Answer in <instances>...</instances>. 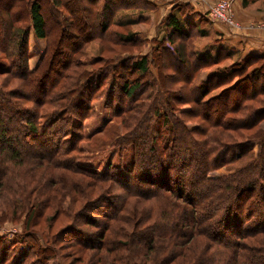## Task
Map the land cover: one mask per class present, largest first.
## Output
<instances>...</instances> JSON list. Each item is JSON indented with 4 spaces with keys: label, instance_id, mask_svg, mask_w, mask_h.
I'll return each mask as SVG.
<instances>
[{
    "label": "trees",
    "instance_id": "trees-1",
    "mask_svg": "<svg viewBox=\"0 0 264 264\" xmlns=\"http://www.w3.org/2000/svg\"><path fill=\"white\" fill-rule=\"evenodd\" d=\"M129 1L0 0V67L7 68L3 64L4 59H8L11 66L0 71L1 76H6L0 82L3 89L0 90V225L6 220H18L24 213L21 237L31 242L35 232L30 230L41 221L40 215L34 216L36 208L41 206L40 200L54 206L57 215L67 217L68 210L63 211L57 203H52L64 195L60 187L54 189L52 186L54 171L48 175L50 169L66 168L73 174L88 178L92 185H100V188L103 183H108L101 196H94V200L100 202L99 207H95L93 201L81 204L75 214L67 217L68 222L63 228L64 233L78 236H66L65 241L71 240L74 248L96 251V264H103V261L105 264H148L159 252L162 255L153 264H264V198L254 217L252 213L243 217L244 211L252 207L255 193H262L264 197V133L259 127L264 120V80L262 84L258 82L264 74L255 70L248 76L244 75L252 63L264 67V55L247 57L244 66L234 67L231 74L236 75L233 78L230 73L220 74V84H231L234 78L236 80L217 96L204 100L209 96V90L202 89L196 97L192 82L197 71L205 67L200 65L201 62L210 55L201 53L196 63H189L186 43L176 45L173 37L188 42L191 34L183 30L177 16L170 15L167 25L173 30L165 42H160L175 64L186 68L181 77L174 75L177 74L175 70H171V74L163 72L172 68L166 57L160 58L156 48L157 55L130 57L128 48L132 46L134 49L137 44L133 40L134 35L112 29H124L134 24L133 19L124 15L116 19L121 11H138L140 15L145 10V7H136V0L135 3ZM257 1L260 0H243V3ZM99 3L101 9L95 12L94 4ZM47 5L53 11L49 22L44 14ZM25 20L27 25L22 23ZM30 33L35 39L46 41L36 67L31 70L28 68L27 47ZM200 33L202 37L207 34L204 30ZM95 41L98 56L93 61L94 64H103L104 70L78 73L79 61L87 56L86 50L91 49ZM250 59L253 62H249ZM150 67L157 69L154 80L159 84L161 94L150 83H142L139 78H126L120 93L132 104L138 99L141 103H135L126 111L121 106L115 107L112 118L106 122L120 119V125L130 129L131 124L126 118L128 112L143 115V110H152V121L159 122L152 126L133 127L130 131L134 132V138L128 139L132 151L129 164L135 171L134 176L130 175L136 182L134 187L121 182L124 176L119 178L107 171L99 174L78 171L74 165H68L65 158L76 150V144L68 142L61 146L58 142L50 145L46 139L47 129L58 124L68 132L65 136L71 141L80 140L74 132L81 129L86 111H90L87 102L95 99L96 94H103L100 91L105 85L110 86L103 98L106 100L107 97L110 103L113 101L114 85L109 83L110 74H119V78L123 72L142 76L150 72ZM70 69L74 72L72 75L68 73ZM11 80L19 83L6 90ZM173 84L181 85L175 89L171 87ZM81 85L87 92L77 91ZM248 86L253 88L252 92ZM147 88L149 93L142 94V90L145 92ZM153 93L155 97L151 103L142 105V102L150 101ZM157 96L159 100H156ZM58 102H61V112L48 115L40 110ZM173 105L176 108L179 105L190 106L182 116L195 120L196 124L185 127L177 119L173 121V112H168V109L174 110L171 108ZM257 105L261 109H254ZM211 112L217 113L215 120L211 119ZM49 118L51 123L42 127ZM150 132L153 135L148 138ZM238 139H247L243 146L252 144L253 139L258 140V153L251 155L245 147L243 152H237L235 143ZM148 141L151 144L145 145L149 153L146 160L157 162L153 169L157 171L155 178L149 172L150 166L135 164L138 156L142 155L138 152L139 147ZM177 153L186 154L189 161H179ZM230 164H237L238 170L228 176L209 174ZM178 165L187 168L188 187L180 184L183 178H172L174 170L179 169ZM145 173L147 176L144 178ZM44 175L50 179L42 178ZM39 184L46 185L45 191H39ZM144 185L147 191L141 190ZM116 187L121 193L115 196L118 201L113 202L107 196ZM79 191L76 189L74 194H79ZM71 199L77 203L78 199ZM129 203L139 204L141 211L138 220L141 225L135 232L133 228L137 223L128 216L131 208L125 210ZM96 216L98 220L93 219ZM81 226L94 230L92 237L98 241L97 244H89L90 235L80 231ZM141 230L142 234L139 233ZM57 237L56 242L62 241ZM80 237H88V242ZM11 247L15 248L14 244ZM11 247L0 248V264H46L42 256L36 258L37 251H23L22 246L20 253L10 260L8 253ZM46 248L43 252L48 255L54 251Z\"/></svg>",
    "mask_w": 264,
    "mask_h": 264
},
{
    "label": "rangeland",
    "instance_id": "rangeland-1",
    "mask_svg": "<svg viewBox=\"0 0 264 264\" xmlns=\"http://www.w3.org/2000/svg\"><path fill=\"white\" fill-rule=\"evenodd\" d=\"M217 1L218 0H136V7H145V10L140 15L138 14V11L134 12L133 10H123L116 16V19L122 18L121 15H124L125 18L129 17L130 19L134 20V24L127 25L124 29H116L114 27H112V29L117 31L118 33H130L134 35L133 40H135L137 44L135 45L134 49L132 46L128 48L130 57L132 56L137 58L144 54L151 57L153 55H157L156 50H158V53L161 55L160 58H163V56L166 57L168 59L167 64L171 65L172 68L170 70L164 69L163 72L166 74H171V70H175L174 72H176L177 74L174 75L178 77L183 74V71L186 68L181 65L175 64V62L172 60L171 55L167 53V51L163 48V44L160 42H165L172 32L167 25V18L169 16L170 9L171 11L173 9H177L182 28L186 33L191 34V39L188 42H185L184 39H180L179 41V37L174 36L173 38L175 40V44L178 45L181 42L186 43V55L189 58V63H196V61L198 60L197 58H199L201 53H208L210 55L207 59H204L206 60L205 62H201L200 65H205V67H202L197 71L198 73L196 74V77L192 82V87L195 90L196 97H198V94L200 91H202V89L209 90V96L204 99L208 100V98L217 96L221 91L230 87L236 80V78H234L231 84H229L230 82H226V84H220V74H231L232 70L237 65L244 66V63L247 61L245 60L247 57L256 58L258 56L264 55V0L252 3L248 2V4H244L243 0H226L228 2L230 13L224 12V14L231 18V23H228L230 25L222 23V20L218 21L215 18H209V14L215 8ZM129 2L135 3L134 0H130ZM99 5L100 3L94 4L95 12L100 11L101 7H99ZM45 8L46 10H44V14L49 22V18H51L50 16L53 15V11L48 7V5ZM22 23L23 25H27L26 20ZM200 30H204L207 33L206 36L202 37ZM219 31H222L221 34ZM221 35L222 37L223 35H225V37L221 39L219 37ZM154 41L157 42L155 43ZM256 41H258V44H256ZM95 42L92 43L91 49L86 50L87 52L85 55L87 56H84L79 61L80 67H78V73H82L83 71L101 72L104 70L103 64H94L93 61L94 58L98 56V50H96L97 41ZM158 42L160 44H158ZM45 43V40H37L33 37L32 33L29 34L27 47L29 52L28 68L30 70L36 67L42 50L45 47ZM65 47H63L62 49L64 50ZM154 48H156V50H154ZM115 49L120 50L119 47H116ZM169 52L171 53L172 51L170 50ZM224 55H227L229 58H226V56ZM222 56H224V58L220 60ZM0 57H2L1 53ZM2 61H4L3 64L7 68L0 67V71L11 68L8 59H4ZM249 62H253V59H250ZM255 70H259L262 74H264V67L252 63L245 70L249 72H246L244 75L248 76L250 72H254ZM156 71L157 69L150 67V72L142 76H137V74H131L130 72H123L122 75H120L121 78L118 77L119 74L117 76L116 73L113 74L111 72L112 74H110L108 79L111 80L109 81V83L113 82L114 85L112 91V95H114L113 101L110 103V100L107 99V97H105L106 100L103 98L104 95L108 94V87L110 86L105 85L100 91V93L103 94L99 96L98 94H96L94 97L95 99L87 102L88 106L90 107V111H86V118L82 120L81 129H77L74 132L75 136L78 135L80 140L71 141L68 136H65V134H67L68 132H64L65 130L61 129L58 124L47 129V131L49 132H46V139L49 140L50 145H54L58 142L61 143V146L66 145L68 142H71L70 145L76 144V146H74L76 150L65 158L68 165L72 167L75 166L74 168L76 170H85L89 172H95L97 174L103 173L105 171L109 173H115L116 177L123 178L124 176V179L121 182L127 185V187L133 188L136 182L130 175L134 176L133 174H135V171H133V168H131L129 164L132 158V151L131 142L128 141V139L134 138V132L130 131L133 127L138 128L139 126L150 124L152 126L154 123L159 124V122H157V120H155V122L152 121V110L151 112L149 110H143V115L133 111L128 112L126 118L127 121H129L131 124L130 129L126 128V126L120 125V119H113V121L111 120L107 124L106 122L112 118L115 107L121 106L122 108H124L123 111H126L127 108L134 107L135 103H141L138 99L134 102V104H132L130 103V99L124 97V95L120 93L122 83L126 78H139L140 82L142 83H150L151 85H153V89L159 90L161 94V88H159V84H157L154 80V74L156 73ZM68 73H70L69 75H72V73L74 72L70 69ZM235 75L236 74L232 73L231 78L235 77ZM5 78L6 76L0 75V82ZM263 78L262 80L258 81L259 84H262L264 80ZM88 82H86L85 84H87ZM17 83H19L18 80H11V82L7 84L8 86L5 89H11V87L16 85ZM250 83L251 81H249L248 85ZM180 85L181 84H173L171 87H175V89H177V87H179ZM169 86L170 85H168V87ZM258 87L260 88V86ZM0 90L3 89L0 87ZM248 90L249 92H252L253 88L248 86ZM77 91L87 92V89L85 88V86L81 85L79 90ZM146 91L147 93H149V88H147L145 92H143L142 90V94H145ZM153 97H155L154 93L152 94L150 101H144L142 102V105H149ZM57 99L60 98L57 97ZM156 100H159L158 96ZM60 103L61 102H58L53 106L51 104L46 105V108H41L40 110L42 111V113H48V115L61 112L62 107L60 106ZM191 105L192 104H190V106ZM190 106L179 105V107L176 108V106L173 105V107L171 108H174V110L168 109V112H173V121L177 119L178 121L182 122L185 127H193V125L196 124V121L188 118L187 116H182V112L184 110H188ZM254 109L261 108L259 105H257ZM217 117L218 116L216 112H211V119L215 120ZM50 119L51 118L45 121L42 124V127L49 125L51 123L49 122ZM259 127L264 133V120L260 123ZM147 135L148 138H151L153 134L152 132H150ZM148 138H146V140H148ZM245 140L246 141H243V139H238V142L235 143L238 145L236 148L237 152H243V147H245L247 148L249 153H251V155L257 154L260 148V142L256 139H253L252 144L243 146L242 143H247V139ZM150 144V141H148L147 143L139 147L138 152L142 153V155L138 156L135 164H137V166L141 165L143 167L150 166V168H148L149 172L154 176L157 171L155 172L153 171V169L154 167H156L157 162L155 160H153L152 162L146 160L149 153H147L145 145L148 146ZM34 147L35 146H32L33 149ZM177 156L179 157V161H189V157H187L186 154L177 153ZM139 160L144 161V163L146 161L147 163L143 165L141 164V162H139ZM109 165L111 168H108ZM178 166L179 169L174 170L172 178L173 180H176L174 178H183L182 180L179 179L181 180L180 184H184L185 187H188L190 179L188 177L189 173L187 172V168L180 165ZM238 168L239 166L237 164H230L229 166L225 165V167H222L219 170L213 171L209 174L215 176H228L230 173L236 172ZM53 171L55 173V177L54 185L52 184V186L55 187L54 189L60 187V192H62L64 196L56 199V201H52V203H57L63 211L68 210L66 212L67 217L71 216V213L75 214L79 210L81 204H84L86 202L88 203L89 201H93L95 207H99L100 204L98 203L100 202L94 200V196H101L103 194V190L105 189L104 187H107L108 183H103L102 188H100V185H92L93 183L88 178L73 174L71 173V171H67L66 168H63L61 170L60 168L56 170L50 169L48 175ZM48 175H44L42 176V178L49 180L50 178L48 177ZM146 176L147 173H145L144 178ZM151 183H153V185H157V183L154 181H151ZM145 187L147 186L144 185L143 187H141V190L147 191L146 189H144ZM45 189L46 185L43 187V184L42 186L41 184H39V191H45ZM76 189L80 190L79 194H74ZM120 191L121 190L117 187L113 188V190H111L110 192V195L107 196V199L118 201L115 196L120 194ZM71 197L78 199L77 203L74 202ZM263 198L264 197L262 193H255V196H253L251 200L252 210L251 208H247V210H245L243 213V217L245 216L246 218V216L248 217V215H251V213L254 217V215L257 214L258 209L263 205ZM17 201L20 202V200ZM36 201L37 200H35L34 203ZM40 202L41 206L39 205V207L36 208L34 216L36 217L37 215H40L41 221H39V223H37L36 226L32 227L30 230L32 231V233L35 232L32 234L34 239L31 242L30 240L21 237V234L24 233L22 224V221L24 219V216L22 215H24V213L18 220H6L0 225V248L3 250V248L5 247L10 248L13 244L15 246V248L11 247L8 253L10 256V260L13 256L16 257L15 255H18L20 253L19 248L20 246H22L24 247L23 251H28V249L30 251L34 250V252L37 251L36 258H41L42 256L43 261H45L46 264H96L95 250H78L77 248H74L75 246L73 245V243H71V240L65 241L66 236L78 237L76 235H70L63 232V228L66 227L65 225L68 222V218L63 217L62 215H57V213H55L56 208L54 206H51L49 202L42 200H40ZM44 202H46V204ZM140 203H143L144 205H150L148 202ZM143 204L140 205L142 206ZM128 208H131L130 215H128L127 212H125V214L132 218L133 221L135 219V222L137 223V226L133 228V231L135 232L137 227L141 225V223L138 224V220L141 215V211L139 209L140 207L139 204L132 205L129 203L128 207L126 206L125 210H127ZM137 208L139 211L137 210ZM19 210L22 211L21 208H19ZM98 218L99 217L96 216L93 219L98 220ZM79 228L80 231L83 230L84 234L90 235L89 244L93 245L95 243H98V241L92 237L95 234H92L94 230L88 229L86 228V226H81ZM139 233L142 234L143 230H141ZM96 234H98V232H96ZM57 236H59L62 241L56 242V238H58ZM29 237L30 239H32L31 236ZM80 238L83 239V241L88 242V240L86 239L88 237ZM46 247L52 248L54 249V251L50 252V254L48 255L47 253L43 252L44 250H47ZM158 255L154 256L152 258L153 262L150 261V263L148 264L155 263L159 259L158 257H161L160 255H162V252H159ZM10 262L12 263V261ZM105 262L106 261H103V264H105Z\"/></svg>",
    "mask_w": 264,
    "mask_h": 264
},
{
    "label": "built area",
    "instance_id": "built-area-1",
    "mask_svg": "<svg viewBox=\"0 0 264 264\" xmlns=\"http://www.w3.org/2000/svg\"><path fill=\"white\" fill-rule=\"evenodd\" d=\"M225 13H230L229 11V6H228V2L226 0H218L217 4L215 6V8L211 11V13L209 14V18H215L218 21L222 20V23L226 24V25H230L228 23H231V18L227 15L224 14Z\"/></svg>",
    "mask_w": 264,
    "mask_h": 264
},
{
    "label": "crops",
    "instance_id": "crops-1",
    "mask_svg": "<svg viewBox=\"0 0 264 264\" xmlns=\"http://www.w3.org/2000/svg\"><path fill=\"white\" fill-rule=\"evenodd\" d=\"M170 15H175V16L178 17V16H179L178 10H177V9H175V10L173 9V10L171 11V9H170L169 16H170ZM169 16H168V17H169ZM178 18H179V17H178ZM168 27H169V26H168ZM169 29H171V31L173 30V29L170 28V27H169ZM219 32H220V34H221L222 31H219ZM225 35H226V34H225ZM225 35H223V37H222V35L219 36V37L222 39V38L225 37ZM263 35H264V33H263ZM226 36H227V35H226ZM263 38H264V37H263ZM258 41H259V40H258ZM258 41H256V44H258Z\"/></svg>",
    "mask_w": 264,
    "mask_h": 264
}]
</instances>
